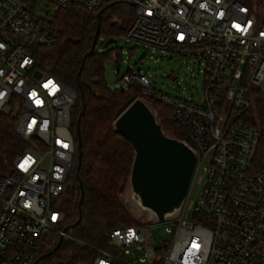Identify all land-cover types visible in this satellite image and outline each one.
Wrapping results in <instances>:
<instances>
[{
  "label": "built area",
  "instance_id": "2783aa9c",
  "mask_svg": "<svg viewBox=\"0 0 264 264\" xmlns=\"http://www.w3.org/2000/svg\"><path fill=\"white\" fill-rule=\"evenodd\" d=\"M106 2L134 4L128 40L206 65L201 102L159 92L133 69L114 85L135 83L143 99L170 109L197 153L181 214L166 222L174 224L168 241L154 228L161 224L114 228L106 247L63 228L62 199L77 165L78 96L39 65L38 52L60 41L57 10L94 12ZM262 98L264 0H0V114L16 116L15 131L27 143L0 169V264H35L51 235L91 248V264H264L261 131L245 120Z\"/></svg>",
  "mask_w": 264,
  "mask_h": 264
},
{
  "label": "trees",
  "instance_id": "16d2710c",
  "mask_svg": "<svg viewBox=\"0 0 264 264\" xmlns=\"http://www.w3.org/2000/svg\"><path fill=\"white\" fill-rule=\"evenodd\" d=\"M102 11L98 24L97 14ZM134 9L125 2H106L98 11L72 5L56 11L52 24L61 32L57 45L41 48V67L77 93L72 112V133L80 119L82 164L73 171L62 199L65 213L64 229L76 240L97 247H106L109 233L119 226L138 225L121 199L130 175L134 152L126 138L115 132L114 121L133 100L143 97L142 88L133 83L123 90H111L105 81V64L111 51L94 53V35L98 40L119 39L133 22ZM118 55L116 56L118 61ZM85 59V60H84ZM84 61V62H83ZM82 67V69H81ZM119 72H117V76ZM152 103V102H151ZM167 135L190 143L189 131L171 119V110L153 102ZM85 106V112H81ZM16 116L0 114V169L27 148V143L15 131ZM261 131L257 162L264 167V98L245 119ZM77 144V139L75 137ZM84 196L80 204L81 196ZM37 264H91L94 251L75 241H63L49 236ZM43 256V257H42Z\"/></svg>",
  "mask_w": 264,
  "mask_h": 264
},
{
  "label": "water",
  "instance_id": "95a60500",
  "mask_svg": "<svg viewBox=\"0 0 264 264\" xmlns=\"http://www.w3.org/2000/svg\"><path fill=\"white\" fill-rule=\"evenodd\" d=\"M134 6L133 3H130ZM97 14L98 24L102 14ZM94 35L91 56L98 42ZM118 40L109 38L103 44L107 49ZM85 60V59H84ZM84 62V61H83ZM82 69V67H81ZM85 112V106L81 112ZM115 132L130 143L134 159L127 185L121 199L136 222L163 224L179 217L186 201L197 165L196 151L185 141L171 137L164 131L159 115L150 101L141 97L133 100L114 121ZM77 165L82 164L80 119L77 121ZM84 196L82 194L80 204ZM59 240L53 252L61 245Z\"/></svg>",
  "mask_w": 264,
  "mask_h": 264
},
{
  "label": "rangeland",
  "instance_id": "374dc122",
  "mask_svg": "<svg viewBox=\"0 0 264 264\" xmlns=\"http://www.w3.org/2000/svg\"><path fill=\"white\" fill-rule=\"evenodd\" d=\"M46 6V4H44ZM105 39L98 40L96 48L99 52L111 51L110 58L105 64V81L111 90L114 89L119 77L124 76L129 69L148 75L153 89L178 98L189 101H203V85L205 80L206 65L203 61L198 63L194 58L174 56L168 52L160 51L152 46L128 40L121 36L117 44H111L103 49ZM118 57V61L116 56ZM198 189L194 194L197 197ZM144 224L143 221L137 224ZM136 226V225H135ZM159 229L162 241H168L172 237L173 223H164L154 227ZM156 235V233L154 234ZM154 248L161 241L154 236ZM157 242V243H156ZM137 257L142 258L143 253L137 252ZM138 264H147L138 261Z\"/></svg>",
  "mask_w": 264,
  "mask_h": 264
},
{
  "label": "flooded vegetation",
  "instance_id": "af4514ba",
  "mask_svg": "<svg viewBox=\"0 0 264 264\" xmlns=\"http://www.w3.org/2000/svg\"><path fill=\"white\" fill-rule=\"evenodd\" d=\"M55 252V251H54ZM54 252H51V253H49L48 255H46V256H49L50 254H54ZM41 255V254H40ZM43 257V256H42ZM40 261V259H37V261H36V263L35 264H37L38 262Z\"/></svg>",
  "mask_w": 264,
  "mask_h": 264
}]
</instances>
